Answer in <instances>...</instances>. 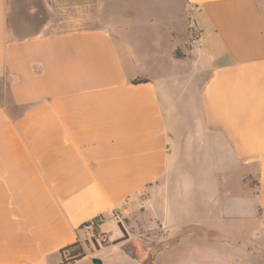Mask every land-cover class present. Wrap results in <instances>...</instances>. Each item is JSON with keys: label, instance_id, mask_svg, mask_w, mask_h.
<instances>
[{"label": "crops", "instance_id": "1", "mask_svg": "<svg viewBox=\"0 0 264 264\" xmlns=\"http://www.w3.org/2000/svg\"><path fill=\"white\" fill-rule=\"evenodd\" d=\"M262 215L264 0H0V264Z\"/></svg>", "mask_w": 264, "mask_h": 264}, {"label": "rangeland", "instance_id": "2", "mask_svg": "<svg viewBox=\"0 0 264 264\" xmlns=\"http://www.w3.org/2000/svg\"><path fill=\"white\" fill-rule=\"evenodd\" d=\"M190 34L193 37L192 31ZM190 47L188 44L187 48ZM260 217L261 221L240 217L208 223L193 217V221L185 225L175 222L177 226L170 233L172 238L159 260L162 264H258L242 248L260 246L254 258L264 262V216ZM80 242L87 257L79 264H89L102 244L84 234L80 235Z\"/></svg>", "mask_w": 264, "mask_h": 264}, {"label": "trees", "instance_id": "3", "mask_svg": "<svg viewBox=\"0 0 264 264\" xmlns=\"http://www.w3.org/2000/svg\"><path fill=\"white\" fill-rule=\"evenodd\" d=\"M143 82H145V80L137 79L132 81V84H139ZM60 255V264H73L74 262L81 260L85 256L81 244L79 242H75L63 247L60 250Z\"/></svg>", "mask_w": 264, "mask_h": 264}, {"label": "built area", "instance_id": "4", "mask_svg": "<svg viewBox=\"0 0 264 264\" xmlns=\"http://www.w3.org/2000/svg\"><path fill=\"white\" fill-rule=\"evenodd\" d=\"M192 35H193V37H192L191 43L195 44L197 39H198V37H197L198 35L194 31H192Z\"/></svg>", "mask_w": 264, "mask_h": 264}, {"label": "water", "instance_id": "5", "mask_svg": "<svg viewBox=\"0 0 264 264\" xmlns=\"http://www.w3.org/2000/svg\"><path fill=\"white\" fill-rule=\"evenodd\" d=\"M92 264H102V261L98 258L92 259Z\"/></svg>", "mask_w": 264, "mask_h": 264}]
</instances>
